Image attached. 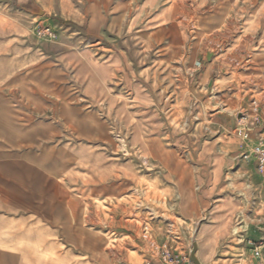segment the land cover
Masks as SVG:
<instances>
[{"label": "crops", "instance_id": "crops-1", "mask_svg": "<svg viewBox=\"0 0 264 264\" xmlns=\"http://www.w3.org/2000/svg\"><path fill=\"white\" fill-rule=\"evenodd\" d=\"M216 1L126 0V27L140 45L136 71L126 53L104 57L85 35L46 24L38 0H0V264H104V236L120 234L114 204L149 181L136 159L115 156L114 117L128 99L143 107L164 104L183 69L196 77V91L212 90L215 61L201 59L215 36L228 44L226 57L252 59L264 81V0ZM43 25L57 34L54 40L37 36ZM263 109L260 103V114ZM261 133L264 121L242 143L196 131L183 149L166 147L160 134L136 130L131 137V149L155 162L159 183L177 197L178 176L167 163L183 169L199 214L218 196L221 175L228 176L220 192H229L218 200L221 228L211 230L209 255L198 264H264V256L252 255L264 227V173L254 159H239ZM247 202L242 244L229 252L221 244L235 233L233 217ZM177 210L182 221L196 217ZM116 228L122 229L118 222ZM154 232V243L166 241L159 225ZM141 247L143 264H156L152 248Z\"/></svg>", "mask_w": 264, "mask_h": 264}, {"label": "rangeland", "instance_id": "rangeland-1", "mask_svg": "<svg viewBox=\"0 0 264 264\" xmlns=\"http://www.w3.org/2000/svg\"><path fill=\"white\" fill-rule=\"evenodd\" d=\"M9 1V0H8ZM217 0L216 2H220ZM252 1V0H250ZM126 0H38L39 11L42 12L46 24L53 27H66L73 32L87 37L88 46L97 43L105 56H111L114 52L126 53L130 62L140 70L136 32H129L127 12L123 11V3ZM255 3V2H254ZM213 23V22H212ZM57 34L48 26L43 25ZM211 43L206 44V54H217L218 58L209 59L206 54L201 59L203 62L215 61V73L213 75L214 88L208 93L196 91L194 82L196 77L188 70H184L177 77L176 91H168L164 104H155L151 107H143L133 104L130 99L124 108H119L120 118L114 117V145L115 156L120 160L136 159L141 174L148 176L149 181H140L132 195L121 198L114 204V212H119L118 226L114 220V230L120 234L104 236V243L108 246L104 251V264H143L145 260L141 245L145 244L152 254L156 264H161L158 250L167 244L177 256L187 255L196 247L195 258L198 263L204 261L209 255L214 234L211 230H218L221 225L217 222L224 217V178L217 165V157L213 163V178L219 180V194L212 204L206 206L199 214L197 200L193 189L186 183V174L181 167H175L167 163V168L178 176L175 184L178 191L171 187H164L158 181L159 168L153 160L138 150H132L130 141L136 130L145 132V135L164 136L165 145L168 148L183 149L188 147L191 135L200 131L217 140L218 137L234 138L239 142H246L236 135L239 126L245 127L249 134L256 126H261L264 121V109L262 114L254 115L250 103L252 100L264 105V81H259L254 73V63L250 58H230L227 56V45L221 41L220 36H215ZM226 102L231 104H225ZM122 116V118H121ZM241 116L247 118L246 122H240ZM222 120H230L229 127L222 124ZM94 128V124L88 121V125ZM263 133V132H262ZM260 138H264L263 134ZM184 143L187 145H184ZM256 144V143H255ZM248 148V151L251 150ZM122 150L127 152L126 155ZM185 151V150H184ZM243 160V154L239 157ZM236 190V189H234ZM221 191V192H220ZM232 190L230 191V193ZM249 201V199L247 200ZM250 202L233 217L232 226L234 234L221 245L229 252L242 244L243 227L248 224V212ZM184 216L196 217L185 222L178 217V210ZM148 225H147V224ZM145 224L149 227V233L144 234ZM162 228L163 243H154V226ZM264 230V227H263ZM145 236V237H143ZM143 238H146L145 241ZM145 242V243H144ZM114 243V244H113ZM146 250V249H145ZM226 250V251H227ZM231 253L226 254L229 256ZM151 264V263H150Z\"/></svg>", "mask_w": 264, "mask_h": 264}, {"label": "built area", "instance_id": "built-area-1", "mask_svg": "<svg viewBox=\"0 0 264 264\" xmlns=\"http://www.w3.org/2000/svg\"><path fill=\"white\" fill-rule=\"evenodd\" d=\"M36 34L39 38L46 40H54L56 37L55 34L45 26L38 27L36 30ZM250 107L254 115L260 114L259 102H257L256 100H252L250 103ZM246 121L247 118L245 116H241L240 122ZM257 124H259L258 121H256V125ZM236 135L245 141L249 140V134L246 132L245 127L243 126H239ZM122 153L124 155L127 154L125 150H122ZM251 158L256 162L257 171L259 173H264V138H259L256 144L251 148V150L243 154V160L249 161ZM143 229L145 232H148L149 230L147 225H145ZM158 254L161 264H194L190 257V251L187 255L177 256L176 254H174L172 249L167 246V244L162 245V247L158 250ZM252 255L256 260L264 256V230L262 232L260 240L252 245Z\"/></svg>", "mask_w": 264, "mask_h": 264}, {"label": "water", "instance_id": "water-1", "mask_svg": "<svg viewBox=\"0 0 264 264\" xmlns=\"http://www.w3.org/2000/svg\"><path fill=\"white\" fill-rule=\"evenodd\" d=\"M41 14H42V12L39 11L38 15H41ZM195 251H196V248L194 247L191 254H190V257H191L194 264H198V261L195 258Z\"/></svg>", "mask_w": 264, "mask_h": 264}]
</instances>
